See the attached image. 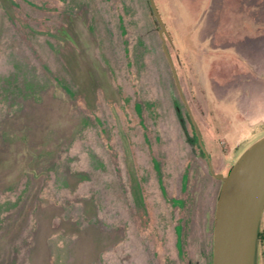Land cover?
Instances as JSON below:
<instances>
[{"label": "rangeland", "instance_id": "374dc122", "mask_svg": "<svg viewBox=\"0 0 264 264\" xmlns=\"http://www.w3.org/2000/svg\"><path fill=\"white\" fill-rule=\"evenodd\" d=\"M155 2L171 40L147 0H0V264H211L264 0Z\"/></svg>", "mask_w": 264, "mask_h": 264}, {"label": "water", "instance_id": "95a60500", "mask_svg": "<svg viewBox=\"0 0 264 264\" xmlns=\"http://www.w3.org/2000/svg\"><path fill=\"white\" fill-rule=\"evenodd\" d=\"M163 26L155 0H148ZM222 180L215 206L211 264H255L264 204V136L236 159Z\"/></svg>", "mask_w": 264, "mask_h": 264}, {"label": "trees", "instance_id": "16d2710c", "mask_svg": "<svg viewBox=\"0 0 264 264\" xmlns=\"http://www.w3.org/2000/svg\"><path fill=\"white\" fill-rule=\"evenodd\" d=\"M148 1V0H147ZM156 1V0H155ZM148 3H149V1H148ZM150 5V4H149ZM151 7V6H150ZM152 9V8H151ZM151 12H152V10H151ZM152 14H153V12H152ZM153 16L155 17V15L153 14ZM155 23L159 26L158 27V34H159V36H160V38L161 39H167V40H171V38H170V36H169V34H168V31H167V29H166V23H164V21H163V26H161L160 25V23L156 20V18H155ZM161 48H162V50H163V52H164V54L166 55V57L168 58V61L169 60H171L170 59V56L168 57V55H169V53H168V51H167V48H166V46H165V44H163V45H161ZM168 63H170L171 64V62L169 61ZM171 66H172V64H171ZM223 183V182H222ZM263 211H264V204H263V209H262V214H263ZM262 214H261V218H262ZM260 222H261V220H260ZM260 222H259V225H260ZM263 238V231H260L259 230V226H258V238L256 239V256H255V264H258V261H257V257H258V243L261 241V239Z\"/></svg>", "mask_w": 264, "mask_h": 264}]
</instances>
